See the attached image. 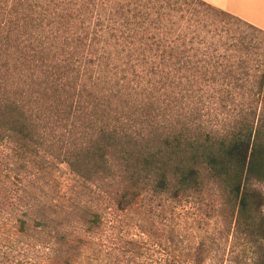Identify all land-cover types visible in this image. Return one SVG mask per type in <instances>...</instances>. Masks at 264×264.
<instances>
[{
	"label": "trees",
	"instance_id": "trees-1",
	"mask_svg": "<svg viewBox=\"0 0 264 264\" xmlns=\"http://www.w3.org/2000/svg\"><path fill=\"white\" fill-rule=\"evenodd\" d=\"M57 168L96 197L47 206ZM263 185L262 29L204 0H0V264H225L160 235L212 198L264 264Z\"/></svg>",
	"mask_w": 264,
	"mask_h": 264
},
{
	"label": "rangeland",
	"instance_id": "rangeland-1",
	"mask_svg": "<svg viewBox=\"0 0 264 264\" xmlns=\"http://www.w3.org/2000/svg\"><path fill=\"white\" fill-rule=\"evenodd\" d=\"M205 120L211 124L220 121L214 113L206 115ZM261 189L264 192V185ZM97 192L98 189L94 185L67 170L57 168L39 183L37 197L41 198L47 206L67 208L77 200L90 202L96 197ZM213 200H217V205L211 202ZM218 204L219 198H212L174 206L176 232L168 234L165 224L161 223L160 235L163 239L173 236L176 241H184L179 250V253L183 254L192 253L189 246L195 245L201 240L216 241L215 245H211L213 249L203 255L207 258V262L220 263L221 259L225 258L227 260L225 264H239L236 261L238 253L232 250V238L229 232L233 228L231 220H227V212L221 210ZM168 209L171 211V208ZM169 210L167 212L168 220L172 222L173 216H170Z\"/></svg>",
	"mask_w": 264,
	"mask_h": 264
},
{
	"label": "crops",
	"instance_id": "crops-1",
	"mask_svg": "<svg viewBox=\"0 0 264 264\" xmlns=\"http://www.w3.org/2000/svg\"><path fill=\"white\" fill-rule=\"evenodd\" d=\"M264 31V0H204Z\"/></svg>",
	"mask_w": 264,
	"mask_h": 264
}]
</instances>
